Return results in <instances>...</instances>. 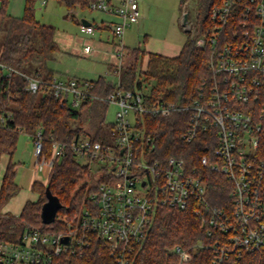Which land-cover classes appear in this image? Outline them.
<instances>
[{"label": "built area", "instance_id": "2783aa9c", "mask_svg": "<svg viewBox=\"0 0 264 264\" xmlns=\"http://www.w3.org/2000/svg\"><path fill=\"white\" fill-rule=\"evenodd\" d=\"M36 2L44 5L47 0ZM88 8L118 17L109 24L110 54L117 59L112 92L93 93L91 80L54 74L43 81L21 72L27 90L35 93L50 87L61 105L78 108L89 97L116 105L114 121L105 122L111 123L108 141L89 136H75L69 142L52 139L46 156L42 130L31 136L37 171L49 169L68 148L78 162L96 172L89 180L87 203L74 220H66L64 231L30 227L16 242L0 241V264H51L61 253L80 252L95 234L108 244L113 264H133L136 247L159 205L190 207L201 217L207 236L219 234L211 245L212 264H222L230 253L264 251V0H220L210 8V23L195 44L207 48L212 77L185 105L120 87L123 36L126 27L140 18L137 0L117 4L94 0ZM78 24L86 35L97 28L81 20ZM187 26L193 27L191 21ZM83 51H92L90 43ZM0 70L7 76L16 71L2 61ZM181 109L189 112L182 140L192 143L201 133L207 152L199 157L200 166L226 179L222 189L228 187V199L221 206L207 199L204 174L196 166H186L179 156L160 155L154 134L147 130L145 114L166 116ZM198 246L210 247L194 243L167 248L174 258L168 264H190Z\"/></svg>", "mask_w": 264, "mask_h": 264}, {"label": "trees", "instance_id": "16d2710c", "mask_svg": "<svg viewBox=\"0 0 264 264\" xmlns=\"http://www.w3.org/2000/svg\"><path fill=\"white\" fill-rule=\"evenodd\" d=\"M36 0H25L23 14L15 17L7 14V0H1L0 31L4 38L0 42V61L16 71L9 76L0 75V156L12 155L20 133L32 136L40 128L43 137V152L49 156L52 139L69 142L75 136H89L93 140L108 141L103 124L108 103L87 98L80 107L61 105L52 94L50 87L35 93L26 89V73L34 78L48 81L55 74L49 66L59 45L54 39L55 27L38 21L33 5ZM67 11L87 9L94 0H58ZM187 0H179V10L183 11ZM196 21L177 55L167 56L147 52L138 46L128 49V58L119 68L122 89H141L148 98H161L174 104L190 103L199 93L205 80L211 79L208 65V50L196 46L195 39L203 35L209 25L210 8L220 0H195ZM74 20V15L66 14ZM145 36L142 41L144 42ZM110 67V66H109ZM114 72V70H112ZM91 91L107 95L116 85L107 75L94 79ZM39 92L42 95L38 97ZM188 110L170 112L166 116L144 115L147 130L156 139L160 155L174 154L183 158L186 166H196L204 174L206 197L214 205L221 206L228 199V187L224 176L208 171L200 166L199 157L207 152L206 140L200 133L197 140L185 143L181 133L187 126ZM111 126V123H107ZM92 172L87 164L78 162L73 151L56 159L49 168L46 183L34 181L31 189L38 193L35 200H27L18 215L1 212L3 205L19 189L15 181V162L10 161L4 171L0 186V241L16 242L26 228L36 227L46 231H64L66 220H74L87 203ZM228 184V182H227ZM58 197L61 206L51 223L45 224L40 217L42 204L47 200L46 186ZM59 217H63L59 218ZM219 234L207 236L201 217L190 207L178 209L157 206L147 232L136 247L133 264H168L174 258L167 248L180 244H208L210 247H196L192 251L190 264H212L214 250L211 245ZM51 264H113L108 244L92 235L90 244L75 254L61 253ZM222 264H264V251L242 252L237 256L230 253Z\"/></svg>", "mask_w": 264, "mask_h": 264}, {"label": "rangeland", "instance_id": "374dc122", "mask_svg": "<svg viewBox=\"0 0 264 264\" xmlns=\"http://www.w3.org/2000/svg\"><path fill=\"white\" fill-rule=\"evenodd\" d=\"M24 1L25 0H7V14L15 17L22 16L24 10ZM148 1L150 2L151 14L150 17L144 20L146 26L145 28L150 30V32H152L153 34L152 36L157 40L165 41L167 43H175L176 46H178V44H181L187 34L186 28L182 23V15L185 11H187L188 21H191L192 26H194L197 14L196 1L187 0L184 5V11H181V13L178 9H176L178 0ZM33 9L35 18L38 21L53 25L58 32V36L64 39H68V42H70L68 44H71L73 48V50L71 51L72 54H54L55 58H53L49 62V66L55 71V74H57L59 77H76L86 80L94 79L98 75L106 74L114 81L117 80L116 75L107 73V62H105L103 58L108 47L106 46L104 41H101L104 40L103 37L101 36L102 39L98 37L99 32L97 28L93 35H86L80 32L79 25L77 23L82 17L87 18L89 21L94 20V22H96L101 19V17H104V12L92 10L89 8L83 10L76 8L73 9V11H67L66 8L58 0H47L44 5L35 1ZM67 13H71L72 15H74V20L67 17ZM99 22L100 20L96 22V24ZM4 34V31H0V42H2ZM142 38V35H138L137 28H134V26H132V30L129 32V34L127 32V34L125 35V44L129 48L138 46L139 44L141 47H145V42L142 41ZM87 42L92 46V51L88 55H84L83 46ZM65 44H67L66 40L63 45ZM127 57L128 54L125 55L123 64L125 63ZM109 66V68L112 70L113 67H111V65ZM1 72L2 71L0 70V73ZM41 95L42 92H39L38 97H40ZM116 108V105L113 103H110L108 105L105 115V122L114 121ZM106 124L107 123L103 124L105 134L107 132ZM8 157L9 155L5 153V155L1 158L0 167L5 166ZM12 161L18 163L19 170L16 180L20 185V189L15 195V198H17L16 206H18L19 203H17V201H22L26 198L34 200L37 196V193L31 190L27 183L20 180L23 171H25L26 169L31 170V168H34L35 166V158L32 153V146L31 143L27 142L26 135L24 133L19 134L16 149L12 154ZM48 170V167L45 166L43 170L37 172L40 173L42 179H45ZM95 174L96 172L92 171L91 177ZM91 177L87 180H90Z\"/></svg>", "mask_w": 264, "mask_h": 264}, {"label": "crops", "instance_id": "0c3cea01", "mask_svg": "<svg viewBox=\"0 0 264 264\" xmlns=\"http://www.w3.org/2000/svg\"><path fill=\"white\" fill-rule=\"evenodd\" d=\"M111 3L113 4H117L119 3L121 0H110ZM137 3H138V8H139V12L141 13L140 17L141 19L139 18V20L137 22H134V23H131L129 24L126 29H125V32H124V46H125V55L128 54V49H130L126 44H125V35L129 34V32L132 30V26H134V28H137V33L138 35H142V36H145V47H143L147 52H154V53H159V54H162V55H167V56H174V55H177L178 52L180 51L181 47H182V44H178V46H176L175 43H167L165 41H161V40H157L155 37H153L152 35V32H150V30L146 29L145 27V23H144V20L147 19L148 17H150V14H151V9H150V2L148 0H137ZM178 4H179V0L177 2V5H176V9L179 10V7H178ZM76 9V8H75ZM184 9V8H183ZM186 10V9H185ZM73 11V9L71 10ZM184 11V10H183ZM182 11V12H183ZM179 12L181 13V11L179 10ZM186 12V11H185ZM86 20H88L87 18L85 17H82ZM81 18V19H82ZM80 19V20H81ZM100 20L99 23L96 24V22H98ZM98 21L94 22V20H91L90 22L93 23L96 27H97V30H98V37L100 39L101 36L103 37L104 40H101V41H104L106 46L108 47L106 52H105V56H104V61L107 62V65H106V69H107V73L108 74H111V75H115V72H112V70H115L116 69V66L115 64L117 63V59H115L110 53L112 51V48H113V44H112V35H111V29L109 27V24L111 22H115L116 20H118V17L115 16V15H111V14H106L104 15V17H101V19H99ZM89 21V20H88ZM78 23V22H77ZM79 25V24H78ZM56 29V28H55ZM96 30V29H95ZM134 30V29H133ZM144 31V32H143ZM94 34V33H93ZM92 34V35H93ZM186 38V37H185ZM54 39L57 41L58 45H59V48H60V51L56 52L57 53H65V54H72V46L71 44H68L70 42H68V39H64V38H61L60 36H58V32L57 30H55V34H54ZM65 40L67 41V44L63 45ZM185 40V39H184ZM101 43V42H100ZM65 48V49H64ZM63 51V52H61ZM109 51V52H108ZM90 53V52H89ZM89 53H85L83 51V54L84 55H88ZM97 54V53H95ZM94 54V56H95ZM53 58H55V56H53ZM125 58V56H124ZM128 58V57H127ZM123 64V63H122ZM109 65H111L112 70L109 68ZM1 75V73H0ZM106 75V74H105ZM108 76V75H107ZM76 78V77H75ZM114 81V80H113ZM115 82V81H114ZM26 135V134H25ZM26 140L28 143H31V146H32V138L31 136H28L26 135ZM16 149V148H15ZM15 151V150H14ZM14 153V152H13ZM32 153H33V150H32ZM7 154V153H6ZM5 155V153L1 154L0 156V161H1V158ZM9 155V154H8ZM34 156V155H33ZM12 161V155H9L8 157V160L5 164V166H1L0 167V186H1V183H2V178H3V174H4V171H5V168L7 166V164ZM4 162V161H3ZM13 162V161H12ZM32 170V171H31ZM30 169H26L25 171H23L22 173V176L20 177V180H22L23 182L27 183L29 188L31 189V184L34 182V181H37V182H41V183H45L46 182V179H47V176L45 179H42L40 173L37 172L35 166L34 168L32 167ZM19 173V170H18V163L15 162V181L16 183L18 184L16 178L18 177ZM48 174V173H47ZM18 186H20L18 184ZM20 189V187H19ZM18 189V191H19ZM32 190V189H31ZM17 191V192H18ZM16 192V194H17ZM37 193V192H36ZM15 194V195H16ZM15 195H13L2 207L1 209V212H7V213H10V214H13V215H18L25 202L27 200H30V199H25V200H22V201H17V203H19L18 206H16V199L15 198ZM38 197V193H37V196L36 198ZM35 198V199H36ZM34 199V200H35Z\"/></svg>", "mask_w": 264, "mask_h": 264}, {"label": "water", "instance_id": "95a60500", "mask_svg": "<svg viewBox=\"0 0 264 264\" xmlns=\"http://www.w3.org/2000/svg\"><path fill=\"white\" fill-rule=\"evenodd\" d=\"M82 23L84 24H90L91 22L82 18ZM182 23L186 28V31L190 30V27L187 26L188 24V12H184L182 15ZM46 197L47 200L42 204L40 217L43 223L48 224L54 221L56 217L57 210L60 208L61 203L57 196L51 193L48 185L46 186ZM68 238L65 237L63 239V242H67Z\"/></svg>", "mask_w": 264, "mask_h": 264}]
</instances>
